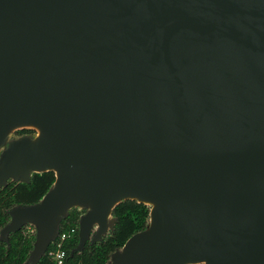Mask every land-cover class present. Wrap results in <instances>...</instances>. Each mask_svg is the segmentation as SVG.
Masks as SVG:
<instances>
[{"label": "water", "instance_id": "1", "mask_svg": "<svg viewBox=\"0 0 264 264\" xmlns=\"http://www.w3.org/2000/svg\"><path fill=\"white\" fill-rule=\"evenodd\" d=\"M50 170L0 229L25 264L123 200L148 222L106 264H264V0H0V187Z\"/></svg>", "mask_w": 264, "mask_h": 264}, {"label": "trees", "instance_id": "2", "mask_svg": "<svg viewBox=\"0 0 264 264\" xmlns=\"http://www.w3.org/2000/svg\"><path fill=\"white\" fill-rule=\"evenodd\" d=\"M32 135V129H20L11 137ZM54 181L53 171L32 173L28 182L8 180L0 187V229L9 221V210L17 205H28L38 201ZM83 212L78 207L70 208L59 225V234L75 228L62 242L64 257L61 264H106L113 251L119 249L133 233L145 228L149 206L135 200H123L112 210L115 218L113 228L98 240L88 239L81 250L72 251L78 243V219ZM34 241V233L25 226L7 234L0 240V264H25ZM55 246L51 243L37 264H57L50 254Z\"/></svg>", "mask_w": 264, "mask_h": 264}, {"label": "built area", "instance_id": "3", "mask_svg": "<svg viewBox=\"0 0 264 264\" xmlns=\"http://www.w3.org/2000/svg\"><path fill=\"white\" fill-rule=\"evenodd\" d=\"M28 226H30V225H28ZM26 230L34 233V228L33 229H26ZM74 231H75V228H71L68 231L61 232L60 234H58L56 240L53 242L55 249L51 250L50 254L52 255L53 259L56 261L57 264H61L63 261L64 250L61 248L63 240L66 237L70 236Z\"/></svg>", "mask_w": 264, "mask_h": 264}, {"label": "rangeland", "instance_id": "4", "mask_svg": "<svg viewBox=\"0 0 264 264\" xmlns=\"http://www.w3.org/2000/svg\"><path fill=\"white\" fill-rule=\"evenodd\" d=\"M25 228L26 229H33V227L31 225L30 226L26 225Z\"/></svg>", "mask_w": 264, "mask_h": 264}]
</instances>
